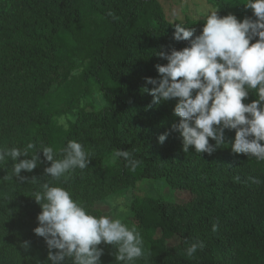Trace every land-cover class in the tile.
Listing matches in <instances>:
<instances>
[{
    "label": "trees",
    "instance_id": "obj_1",
    "mask_svg": "<svg viewBox=\"0 0 264 264\" xmlns=\"http://www.w3.org/2000/svg\"><path fill=\"white\" fill-rule=\"evenodd\" d=\"M207 2L221 17L256 19L245 0ZM204 22L169 20L161 0H0V148L23 150L31 142L37 148L18 160L36 151L39 160L32 172L21 170L24 180L13 175L10 158L0 164V264H50L46 242L34 232L41 207L33 197L49 181L97 217L108 215L100 207L113 196L162 187L158 198H135L129 208L128 226L144 241V256L133 264H264V161L233 153L235 130L227 129L225 144L211 154L184 152L172 130L177 100L153 104L144 91L154 87L147 77L160 79L155 66L167 64L159 53L189 46L174 39V25L199 35ZM95 87L99 107L88 102ZM256 98L250 91L243 102ZM61 115L67 129L57 125ZM68 140L83 145L90 163L55 181L38 149L51 146L61 158ZM117 149L139 166L133 171L115 158ZM174 238L178 243L168 245ZM185 241L205 247L188 257ZM98 247L101 264H120L112 245Z\"/></svg>",
    "mask_w": 264,
    "mask_h": 264
},
{
    "label": "clouds",
    "instance_id": "obj_2",
    "mask_svg": "<svg viewBox=\"0 0 264 264\" xmlns=\"http://www.w3.org/2000/svg\"><path fill=\"white\" fill-rule=\"evenodd\" d=\"M243 4L253 10L256 19L239 21L235 15L221 17L212 11L206 14L199 35L176 23L174 39L187 41L189 46L160 52L167 60L166 65L155 66L160 79L146 78L147 84L154 85L144 88L153 97V104L177 100L174 115L180 119L172 130L179 133L186 153L191 147L197 153L211 154L225 144L227 129L235 130L233 153L264 161V0H245ZM250 91L257 98L244 103ZM67 119L61 115L57 125L67 129ZM168 134H161L159 142ZM34 148L37 145L31 142L23 150L0 148V164L10 158L13 175L24 180L21 170L32 172L38 166L37 151L30 159L18 158L27 157ZM38 150L51 162L45 173L55 181H66L75 169L84 170L90 163L89 154L76 140H68L59 150L61 158H56L51 146L41 145ZM114 157H123L133 171L141 163L127 150H115ZM36 180L33 177L31 181ZM33 197L41 207L34 232L44 238L50 264H101L103 249L98 245L102 242L113 246L120 264H133L144 256L143 237L135 226L129 227L121 218L90 214L66 188L44 182ZM212 230L217 231L218 225L213 224ZM185 243L188 257L205 247L199 241ZM28 246V242L22 245L25 249ZM53 249L57 251L53 253Z\"/></svg>",
    "mask_w": 264,
    "mask_h": 264
},
{
    "label": "rangeland",
    "instance_id": "obj_3",
    "mask_svg": "<svg viewBox=\"0 0 264 264\" xmlns=\"http://www.w3.org/2000/svg\"><path fill=\"white\" fill-rule=\"evenodd\" d=\"M161 2L164 7L165 15L169 20L172 21H185L186 17L192 20L203 19L205 18L206 14L215 11V9L207 2V0H161ZM101 95V91L95 87L93 89V97L88 99V102H93L94 107L102 106L103 104H100L103 101ZM96 100H98L100 103H95ZM156 190L163 189L162 187L155 189L150 185H146L142 189H136L125 194L113 196L106 202V204L101 206L100 209L112 218H121L123 222L128 225V219H130L133 215V212L129 210L133 200L135 198H158L159 194H157ZM162 192V195H168L167 188H165ZM187 197L188 196L184 195L182 198L185 199ZM178 241L176 238H174L168 242V245H175L178 243Z\"/></svg>",
    "mask_w": 264,
    "mask_h": 264
}]
</instances>
